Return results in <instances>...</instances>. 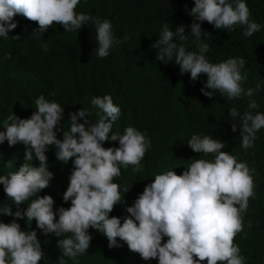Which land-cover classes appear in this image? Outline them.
<instances>
[{
    "label": "clouds",
    "instance_id": "clouds-1",
    "mask_svg": "<svg viewBox=\"0 0 264 264\" xmlns=\"http://www.w3.org/2000/svg\"><path fill=\"white\" fill-rule=\"evenodd\" d=\"M80 2L0 0V37L7 39L9 31L17 27L13 20L17 14L37 22L38 27L30 33L36 39L53 24L62 25L65 32L92 24L95 54L107 57L110 48L122 41L114 36L108 19L75 11ZM186 11L192 18L187 25L190 32H186L184 24L170 28L164 23L152 47L156 49L155 60L165 65L174 61L179 72L188 73L192 81L204 74L206 80L200 91L209 98L217 90L226 101L246 98L244 112L230 107L229 117L232 132L239 125L241 147L248 150L253 147L257 131L264 128V112L250 111L259 107L254 96L264 88V81H257L254 88L242 86L247 79V73L242 72V57L210 62L206 56L209 44L202 39L208 32L202 31L201 23L207 21L214 28L229 32L241 26L243 37L252 36L261 25L249 20L246 0H194ZM12 37L20 39L18 35ZM189 39L193 40L195 51L186 48L185 41ZM40 46L47 51V44ZM90 103L96 110L95 122L89 119L92 112L82 107L67 113V130L60 126L64 107L43 94L35 99V111L30 117L21 118L11 112L0 120V143L25 146L24 163L0 175V185L8 198L5 206L0 207V215L13 217L7 223L0 220V264H38L45 253L37 229L42 234L62 237L56 241L61 257L75 260L89 248L90 227L107 238L109 248L120 247L122 241L142 260L155 258L157 264H202L205 260L206 264H245L233 238L242 231L249 197L255 196L251 175L255 170L222 151L224 142L220 139L192 133L187 145L194 152L211 154L212 158L192 159L180 174L173 168L160 171L131 205H125L127 215L110 216L114 205L123 202V195L129 190L114 178L120 176L121 168L130 165L134 173L142 171L140 162L151 148V141L132 126L122 132L111 131L121 110L109 94L93 96ZM61 131L62 137L58 138ZM105 141H118V147H104ZM49 146L53 147L56 160L63 164L72 158L69 182L62 193V200L70 201L68 207L54 209L53 197L39 194L54 175L46 156ZM34 158L39 161L38 166L33 165ZM21 204L26 207L21 208ZM25 218L28 226L35 220L36 228L21 230L18 220ZM164 237L167 239L162 243ZM60 264H64L63 259Z\"/></svg>",
    "mask_w": 264,
    "mask_h": 264
},
{
    "label": "trees",
    "instance_id": "trees-1",
    "mask_svg": "<svg viewBox=\"0 0 264 264\" xmlns=\"http://www.w3.org/2000/svg\"><path fill=\"white\" fill-rule=\"evenodd\" d=\"M193 4L194 0H81L75 11L108 19L114 36L122 41L113 45L104 58L95 54V27L92 24L74 32H65L62 25L53 24L36 39L30 33L38 27L37 22L14 15L17 27L9 31L7 39L0 37V120L11 112L21 118L30 117L35 111V99L43 94L46 99L55 100L64 107L60 126L67 130V113L84 107L92 112L89 119L95 122L96 110L90 103L91 98L109 94L121 110L111 131L122 132L125 127L132 126L151 141V148L140 162L142 171L134 173L130 165L127 169L121 168L120 176L114 178L118 184L129 187L123 202L114 205L109 213L119 217L127 215L125 205L132 204L155 174L169 168L180 174L192 159H211V154L205 156L194 152L186 143L192 133L211 134L224 142L222 151H228L255 170L251 172L255 196L248 199L242 231L234 236L233 243L238 245L245 264H264V128L257 131L253 147L244 150L239 125L236 132L231 130L229 108L236 107L242 114L247 99L226 101L218 90L209 98L200 91L206 80L204 74L192 81L188 73L179 72L174 61L165 65L155 60L156 49L152 47L161 26L168 23L170 28H175L184 24L186 32H190L187 25L192 18L187 15L186 7L191 8ZM246 4L249 20L261 25L259 31L243 37L241 26L229 32L204 21L201 28L208 33L202 39L209 44L206 56L210 62L228 57L244 58L242 72L247 73V79L242 81V86L254 88L257 81H264V0H246ZM17 35L20 39H13L12 36ZM41 44H47V51ZM185 46L188 50H196L192 39L185 41ZM254 98L259 107L250 111L264 112V88ZM57 137H62V131ZM103 146L118 147V141H105ZM24 151L22 143L13 146L7 141L0 143V175L14 171L24 163ZM46 156L49 170L54 175L39 194L51 195L54 209L61 205L68 207L70 201L64 202L62 193L69 182L72 158L67 164L56 160L52 146ZM32 163L38 166L39 161L34 158ZM7 199L0 185V207L5 206L3 203ZM11 207L16 210L14 205ZM25 207L21 204V208ZM12 219L0 215V220L6 223ZM18 223L21 230L36 228L35 220L31 226L26 224V218ZM88 231L92 237L89 248L72 260L60 255L56 241L62 237L42 234L37 229V238L45 253L38 264H45V258L46 264H60L61 259L64 264H157L155 258L142 260L122 241L120 247L109 248L102 233L91 227ZM166 239L164 237L162 243ZM202 264H206V260Z\"/></svg>",
    "mask_w": 264,
    "mask_h": 264
}]
</instances>
